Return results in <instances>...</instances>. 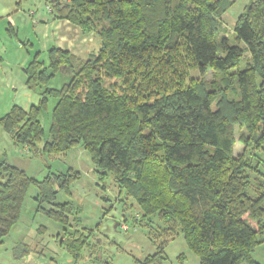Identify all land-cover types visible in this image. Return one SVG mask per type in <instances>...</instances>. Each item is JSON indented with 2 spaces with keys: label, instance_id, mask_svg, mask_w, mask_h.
<instances>
[{
  "label": "trees",
  "instance_id": "trees-1",
  "mask_svg": "<svg viewBox=\"0 0 264 264\" xmlns=\"http://www.w3.org/2000/svg\"><path fill=\"white\" fill-rule=\"evenodd\" d=\"M48 1L99 47L84 58L52 45L48 63L32 55L24 72L28 89L43 87L38 104L12 105L0 126L33 152L86 149L121 200L138 205L133 219L155 231L156 254L180 230L201 264H258L251 254L264 240V208L247 171L252 150L264 149V0H248L229 34L220 17L235 0ZM58 71L67 79L48 86ZM49 97L42 140L37 115ZM236 128L243 149L234 156ZM31 184L47 201L56 185L67 188L61 174L38 180L0 162V243ZM56 208L47 214L64 221L68 208Z\"/></svg>",
  "mask_w": 264,
  "mask_h": 264
},
{
  "label": "rangeland",
  "instance_id": "rangeland-1",
  "mask_svg": "<svg viewBox=\"0 0 264 264\" xmlns=\"http://www.w3.org/2000/svg\"><path fill=\"white\" fill-rule=\"evenodd\" d=\"M6 1L9 2L10 15L19 20L17 26L22 27L19 37L24 31L32 32L33 35L36 32L37 35L32 38L34 44L27 46L33 47V55L39 52V58L48 63L47 49L55 44L48 41L46 48L43 46L46 35L43 34L45 26L42 21L51 19L47 0ZM247 1L235 0L223 12L220 23L224 30L220 33L231 32ZM25 22H29L28 27ZM15 30L16 27H13L12 31L7 19L3 17L0 25V43L10 47L11 57L16 53L11 46L12 42L17 41ZM49 32L50 30H46L47 35ZM88 34H81L79 31L69 33V38H75L74 44L69 46L75 54L84 58L89 51L99 47V38L92 32ZM244 65L245 59H242L238 67ZM191 74L197 75L196 71ZM212 76L213 73L208 72L205 79L211 80ZM65 79L67 76L58 71L48 86L58 88ZM106 80L107 84L117 82L113 77ZM107 87L109 88L108 85ZM42 90L43 87L28 89L25 86L23 90L20 88L21 93L25 92L20 106L28 110L31 105L38 104ZM55 102L56 98L49 97L46 107L38 112L37 118L44 130L42 140L49 136ZM238 134L236 128L234 156L240 154L243 149V145L237 140ZM42 144L43 141L37 144L38 148H41ZM252 151V158L255 160H251L247 173L253 192L256 196L262 195L261 204L264 208V149ZM1 161L23 169L27 175L38 180L48 174H61L67 180V188H59L56 185L52 202L43 200L35 185L28 187L19 218L0 243V264H201L199 257L186 245L180 230L167 239L162 254H156L152 233L155 231L133 219L136 214H140L138 205L128 197L121 200L124 196L118 195L111 175L101 177V170L96 168L89 152L82 146L57 154L46 153L40 149L33 152L20 142L17 143L12 134L0 126ZM70 170L78 172L77 177H72ZM56 204L68 208L62 212L64 221L47 214L49 210L59 211ZM122 224L127 227L124 228ZM157 237L160 241V236ZM261 237L264 238V232ZM153 255H156L154 259L146 263V258ZM251 258L258 264H264V240L254 248ZM239 264L248 263L242 261Z\"/></svg>",
  "mask_w": 264,
  "mask_h": 264
},
{
  "label": "crops",
  "instance_id": "crops-1",
  "mask_svg": "<svg viewBox=\"0 0 264 264\" xmlns=\"http://www.w3.org/2000/svg\"><path fill=\"white\" fill-rule=\"evenodd\" d=\"M48 2L49 1L47 0V4ZM47 9L51 19L42 21L45 26L43 34L46 35V41L43 46L46 48L48 41H50L54 42V46L70 50L74 53L69 44H74L75 38H69V33H75L76 31H79L81 34L84 33H82L79 27L74 26L69 21L55 18L50 6ZM3 17L7 19L12 31L13 27H16L15 37L17 41L11 43V46L14 47L16 52L12 57L10 54V47L6 44L0 43V117L5 114L12 105L16 104L20 106V101L22 100L25 92L21 93L19 89L21 88L23 90L26 86V74L24 72V67L33 55V47L30 46L34 44L32 41L33 36L37 35L36 32L35 35H33L32 32L24 31V33L19 37L18 34L20 33L22 27H18L17 23L19 20H15L10 15L9 2L6 0H0V25ZM28 25L29 22H25V26L28 27ZM69 29L71 31H69ZM46 30H50L48 35L46 34Z\"/></svg>",
  "mask_w": 264,
  "mask_h": 264
},
{
  "label": "built area",
  "instance_id": "built-area-1",
  "mask_svg": "<svg viewBox=\"0 0 264 264\" xmlns=\"http://www.w3.org/2000/svg\"><path fill=\"white\" fill-rule=\"evenodd\" d=\"M124 228H126L127 226L125 224H122Z\"/></svg>",
  "mask_w": 264,
  "mask_h": 264
},
{
  "label": "water",
  "instance_id": "water-1",
  "mask_svg": "<svg viewBox=\"0 0 264 264\" xmlns=\"http://www.w3.org/2000/svg\"><path fill=\"white\" fill-rule=\"evenodd\" d=\"M115 225H117V223Z\"/></svg>",
  "mask_w": 264,
  "mask_h": 264
}]
</instances>
